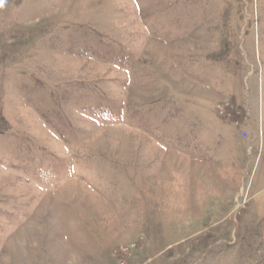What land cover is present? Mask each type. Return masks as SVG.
I'll return each instance as SVG.
<instances>
[{"label": "rangeland", "instance_id": "rangeland-1", "mask_svg": "<svg viewBox=\"0 0 264 264\" xmlns=\"http://www.w3.org/2000/svg\"><path fill=\"white\" fill-rule=\"evenodd\" d=\"M0 264H264V0H0Z\"/></svg>", "mask_w": 264, "mask_h": 264}]
</instances>
